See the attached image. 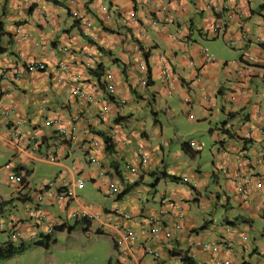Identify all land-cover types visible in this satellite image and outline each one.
<instances>
[{
	"label": "crops",
	"instance_id": "0c3cea01",
	"mask_svg": "<svg viewBox=\"0 0 264 264\" xmlns=\"http://www.w3.org/2000/svg\"><path fill=\"white\" fill-rule=\"evenodd\" d=\"M0 155L24 244L96 227L106 264H264V0H0Z\"/></svg>",
	"mask_w": 264,
	"mask_h": 264
},
{
	"label": "rangeland",
	"instance_id": "374dc122",
	"mask_svg": "<svg viewBox=\"0 0 264 264\" xmlns=\"http://www.w3.org/2000/svg\"><path fill=\"white\" fill-rule=\"evenodd\" d=\"M220 40L217 39L216 43L213 45L219 46ZM176 123L179 128L180 133H185V128L182 129V125ZM186 139L189 141L190 138L196 140L202 144L205 148L206 153L209 154V149L211 144L204 138V134H187ZM209 162L207 159H204L201 165ZM2 156L0 155V169L5 164ZM47 176V170L43 169L41 173H37L36 177L32 180V187L36 190L38 186L42 185L43 179ZM44 177V178H43ZM47 181V180H46ZM11 183V182H10ZM12 184V183H11ZM6 182L5 173L0 171V202L5 200L6 205L3 207L0 213V245L5 243L7 240L20 246L21 239L19 237L12 238L10 234L11 230L18 231L15 229V221L13 217H10L12 214H18V209L16 210V205L18 204L16 200V194H13L15 185H11ZM81 194L88 197V200L92 202L97 201L95 198V192L91 188L90 184H85V188L80 191ZM15 215V217H16ZM74 219L69 217V225L74 226ZM256 229H260L255 227ZM96 227L89 232L87 235L80 229L79 226L75 227L70 233H61L54 231L50 234L51 238L56 240V243L49 244L48 248L38 246L35 244H24L25 249L7 260H0V264H106L107 254L110 249L109 238L105 235H98L95 233ZM44 235H48L47 228L43 230ZM10 234V235H9ZM254 233L250 231L249 235L252 237ZM258 240L261 238L257 236ZM42 240V239H40ZM147 259L152 261L150 256H147Z\"/></svg>",
	"mask_w": 264,
	"mask_h": 264
},
{
	"label": "built area",
	"instance_id": "2783aa9c",
	"mask_svg": "<svg viewBox=\"0 0 264 264\" xmlns=\"http://www.w3.org/2000/svg\"><path fill=\"white\" fill-rule=\"evenodd\" d=\"M26 69L28 71L36 70V69L43 70L44 67L42 65L30 64V65H28L26 67ZM107 81L109 82L108 83V91L110 93H112L113 92V89H112V86L110 84L111 83V78L108 77L107 78ZM87 99H88V101H91V98H87ZM51 124H52L51 122H48V125H51ZM26 142H27L28 147L34 148V145H33L34 138L31 137ZM51 161H53V158L51 159ZM141 162L142 163H145L146 162V158L144 156L141 158ZM4 168L5 169L10 168V164L4 165ZM10 182L13 183V184H15V185H18V186H22L24 184L23 177L21 175H17L14 172L11 173V175H10ZM83 184H84L83 180L77 179L76 182H75V184H74V186H73V188H69L67 190H64V191H61L60 193H58L57 200L60 201V202H69L70 200L74 199V197H75L74 188L81 189L83 187ZM111 188L113 189L112 186H111ZM113 192L115 193L116 190H113ZM38 201H41V198L40 197L38 198ZM115 213L118 214L119 213V210L118 209H115ZM165 213L166 212L163 211V210H161L159 212L160 215H164ZM72 217H75V218H92V216L86 215L84 213H82V214H79V213L72 214ZM122 217L125 220H128L129 219L128 215H126V214H124ZM177 218L180 219V216H178ZM41 220H42V218L40 216L39 217V221H41ZM147 225L150 227L151 233L154 236H157V231L158 230L155 227L157 225V222L155 220H150ZM54 228H55L54 226H50L47 229L48 235H50L51 233H53L55 231ZM124 231H125L126 236L129 237L131 239V241H136L138 239V237L134 233H132L130 230H127L126 229ZM11 235H12V238H17V237H19L21 239L23 238V234L20 231L12 230ZM113 241H114V247L119 252L121 248H120V245H119L118 237L116 235L113 237ZM202 247H203L204 250H211L213 253H216L218 251V248L216 246H212V248H211L209 244L203 245ZM148 252L150 253L149 250H148ZM120 258L121 257L118 255V260L119 261H120ZM215 264H226V263L223 262L222 260H217L215 262Z\"/></svg>",
	"mask_w": 264,
	"mask_h": 264
},
{
	"label": "trees",
	"instance_id": "16d2710c",
	"mask_svg": "<svg viewBox=\"0 0 264 264\" xmlns=\"http://www.w3.org/2000/svg\"><path fill=\"white\" fill-rule=\"evenodd\" d=\"M99 71H100V69L95 72L96 74H94V75H96L97 78H100L101 75H102L101 74V71L100 72ZM105 142H106L105 143L106 144V150L107 151H111L112 150V145L109 143L110 141L106 139ZM181 149H182V151L185 154H187L189 156H196L197 155V152H194L192 150L191 146L189 144H187V143H183L181 145ZM171 181H176V179L175 178H172ZM119 197H121V195ZM5 204H6V202H4V205ZM1 206H2V203L0 204V207ZM81 223H83V222H81ZM54 229L56 231H58V230H61V227H56ZM87 230H88V227L84 229V232H86ZM42 240L41 241L34 242V244L35 245H38V246H42L44 248H48L49 247V244L55 243V239H52L50 235H46ZM22 244L23 245L16 246V245H14L11 242V240H7L5 243L1 244L0 245V260H7V259H10L13 256H15L16 254L21 253L25 249L24 243H22ZM184 263H186V264H192V262H190L186 258H184Z\"/></svg>",
	"mask_w": 264,
	"mask_h": 264
},
{
	"label": "clouds",
	"instance_id": "9594fccd",
	"mask_svg": "<svg viewBox=\"0 0 264 264\" xmlns=\"http://www.w3.org/2000/svg\"><path fill=\"white\" fill-rule=\"evenodd\" d=\"M15 173V172H14Z\"/></svg>",
	"mask_w": 264,
	"mask_h": 264
}]
</instances>
